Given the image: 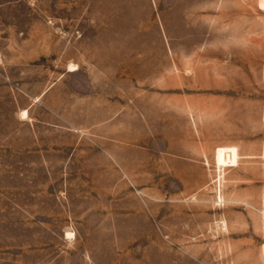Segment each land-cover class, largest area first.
I'll list each match as a JSON object with an SVG mask.
<instances>
[{
	"label": "rangeland",
	"instance_id": "rangeland-1",
	"mask_svg": "<svg viewBox=\"0 0 264 264\" xmlns=\"http://www.w3.org/2000/svg\"><path fill=\"white\" fill-rule=\"evenodd\" d=\"M1 54L0 264H264V0H0Z\"/></svg>",
	"mask_w": 264,
	"mask_h": 264
},
{
	"label": "crops",
	"instance_id": "crops-1",
	"mask_svg": "<svg viewBox=\"0 0 264 264\" xmlns=\"http://www.w3.org/2000/svg\"><path fill=\"white\" fill-rule=\"evenodd\" d=\"M0 59H5V57H3V55L1 54V55H0ZM110 217H112V215H110V214H108V213L96 214V216H95V218H96L97 220H100V221H105V220L109 221V220H110ZM104 227H105V224H102V228H101L102 231L104 230ZM104 231H105V230H104ZM85 258H86L87 260H90V262H92V264H99L98 262H95L94 260L89 259V258H90V257H89V254H88L87 256H85Z\"/></svg>",
	"mask_w": 264,
	"mask_h": 264
},
{
	"label": "bare ground",
	"instance_id": "bare-ground-1",
	"mask_svg": "<svg viewBox=\"0 0 264 264\" xmlns=\"http://www.w3.org/2000/svg\"><path fill=\"white\" fill-rule=\"evenodd\" d=\"M69 70H73L74 71V65L69 66ZM22 114H24V112ZM67 235L69 236L70 234H67Z\"/></svg>",
	"mask_w": 264,
	"mask_h": 264
}]
</instances>
